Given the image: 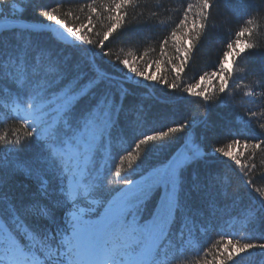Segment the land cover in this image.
Listing matches in <instances>:
<instances>
[{
    "label": "trees",
    "instance_id": "obj_1",
    "mask_svg": "<svg viewBox=\"0 0 264 264\" xmlns=\"http://www.w3.org/2000/svg\"><path fill=\"white\" fill-rule=\"evenodd\" d=\"M0 22V264H264V0H0Z\"/></svg>",
    "mask_w": 264,
    "mask_h": 264
},
{
    "label": "rangeland",
    "instance_id": "obj_2",
    "mask_svg": "<svg viewBox=\"0 0 264 264\" xmlns=\"http://www.w3.org/2000/svg\"><path fill=\"white\" fill-rule=\"evenodd\" d=\"M7 24H11L10 22H0V28L7 26ZM38 28V27H37ZM64 38H68L67 34L61 36ZM52 108V106H47L35 113L31 114V118L35 121H39L41 120L42 116L48 112L50 109ZM42 121V120H41ZM191 158L190 155L187 156H182L180 159L176 160L175 162L172 163V165L170 166L169 171L166 170L162 177L167 176V183H164V180H161V184L163 186L164 189V197L165 200L163 199V201H161L160 206H159V212L161 213V215H166V213H168L170 211V205L174 199V193L176 190V177L179 171V168L181 167V165H183L185 162H187L189 159Z\"/></svg>",
    "mask_w": 264,
    "mask_h": 264
},
{
    "label": "water",
    "instance_id": "obj_3",
    "mask_svg": "<svg viewBox=\"0 0 264 264\" xmlns=\"http://www.w3.org/2000/svg\"><path fill=\"white\" fill-rule=\"evenodd\" d=\"M7 25H11V24H7ZM39 28H42V27H39ZM57 28H59V26L49 27L48 30L55 31ZM59 34H60V36H63L64 34L66 35V32L63 29H61L59 31Z\"/></svg>",
    "mask_w": 264,
    "mask_h": 264
}]
</instances>
